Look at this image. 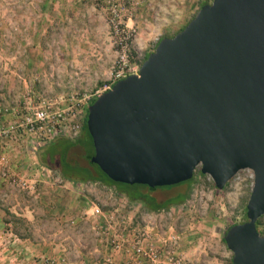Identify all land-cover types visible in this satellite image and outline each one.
Instances as JSON below:
<instances>
[{
	"label": "rangeland",
	"instance_id": "obj_1",
	"mask_svg": "<svg viewBox=\"0 0 264 264\" xmlns=\"http://www.w3.org/2000/svg\"><path fill=\"white\" fill-rule=\"evenodd\" d=\"M107 1L117 5L122 38L133 60L142 65L206 0H0V105L8 109L4 123L23 113L28 92L37 104L41 97L90 92L106 81L120 41ZM4 142L10 147V178L0 173V264H42L43 257L52 255L66 256L68 264L102 259L111 247L93 232L95 205L105 215L124 216L125 223L119 221L118 227L149 226L168 243L178 236L173 247L187 264H231L233 252L223 237L228 226L243 221L247 213L254 183L245 169L218 189L198 167L191 184L152 191L165 202L192 188L181 204L152 212L139 202L129 203L106 183L58 182L60 173L41 165V143L33 137L15 133ZM4 142L0 139V145ZM21 179L35 190L25 188ZM84 210L90 213L86 222L80 219ZM71 218L78 223L71 224ZM117 258L121 262L124 253Z\"/></svg>",
	"mask_w": 264,
	"mask_h": 264
},
{
	"label": "water",
	"instance_id": "obj_2",
	"mask_svg": "<svg viewBox=\"0 0 264 264\" xmlns=\"http://www.w3.org/2000/svg\"><path fill=\"white\" fill-rule=\"evenodd\" d=\"M87 125L91 160L115 181L174 185L200 167L224 189L252 169L247 220L224 238L233 264H264V0L203 5L88 106Z\"/></svg>",
	"mask_w": 264,
	"mask_h": 264
},
{
	"label": "built area",
	"instance_id": "obj_3",
	"mask_svg": "<svg viewBox=\"0 0 264 264\" xmlns=\"http://www.w3.org/2000/svg\"><path fill=\"white\" fill-rule=\"evenodd\" d=\"M107 7L112 13L110 20L120 41L118 42V57L111 67L106 81L93 91L77 92L68 97H41L36 101L37 104H33V96L31 92H28L23 101V113L18 116V119L9 123H4L3 119L8 109L0 105L1 141L11 140L15 133L33 137L39 143H46L60 136L76 138L82 131L86 109L93 100L111 90L118 81L139 73L142 65L133 60L129 44L122 38L123 30L120 25L117 5L107 1ZM8 148H10L8 142L6 145H0V173L4 178H10V170L7 168ZM245 170L248 171V178L254 183V171L250 168ZM56 180L62 182L64 179L58 174ZM21 182L25 188L35 190V187L30 185L27 180L21 179ZM91 212L93 218L96 219L93 225L94 234L106 241L111 250L102 259H81L71 264H187L182 253L173 247L178 243V236H173L170 243L162 242L152 233L149 226L143 225L133 230L130 229V225L118 227L119 221L125 223L124 216L119 219L114 215H105L99 205H95ZM89 216L90 213L84 210L80 219L86 222ZM103 220L106 223H103ZM70 223L77 224L78 220L71 218ZM120 252L124 253V259H121V262L117 258V253ZM68 260L66 256L52 255L43 257L40 262L42 264H68Z\"/></svg>",
	"mask_w": 264,
	"mask_h": 264
},
{
	"label": "trees",
	"instance_id": "obj_4",
	"mask_svg": "<svg viewBox=\"0 0 264 264\" xmlns=\"http://www.w3.org/2000/svg\"><path fill=\"white\" fill-rule=\"evenodd\" d=\"M213 0H206L202 3V6ZM201 6V7H202ZM196 17V16H195ZM194 17V18H195ZM193 18V19H194ZM193 19H191L182 29L183 30ZM177 32V33H178ZM150 54H148L149 56ZM146 57V59L148 58ZM96 100V99H95ZM93 100V102L95 101ZM88 108L85 112L83 120V127L80 135L76 138L60 136L49 142L39 144L37 148V155L41 165L54 169L60 173V175L73 183H85V182H101L108 185H112L116 189V193L123 195L129 201V203L139 202L144 209L152 212H158L163 209H168L171 206H177L181 204L187 196L190 195L191 187L185 193H179L176 197L171 198L165 202H159L150 193L158 189H170L176 186H182L184 184H191L195 180L194 176L186 181H183L174 185L156 186L150 187L146 184H128L111 179L96 163L91 159L95 154V146L93 138L88 130L87 125ZM202 173V172H201ZM227 183L226 187L228 186ZM247 219V213H245L244 222ZM234 222L229 225L225 234L228 230L236 225L243 223ZM258 230L264 234V215L257 221ZM225 236V235H224ZM223 240L226 244L225 238ZM233 264V258L231 260Z\"/></svg>",
	"mask_w": 264,
	"mask_h": 264
},
{
	"label": "crops",
	"instance_id": "obj_5",
	"mask_svg": "<svg viewBox=\"0 0 264 264\" xmlns=\"http://www.w3.org/2000/svg\"><path fill=\"white\" fill-rule=\"evenodd\" d=\"M73 94L72 92H64L63 94H61L59 97H63V96H66L68 97L69 95Z\"/></svg>",
	"mask_w": 264,
	"mask_h": 264
},
{
	"label": "flooded vegetation",
	"instance_id": "obj_6",
	"mask_svg": "<svg viewBox=\"0 0 264 264\" xmlns=\"http://www.w3.org/2000/svg\"><path fill=\"white\" fill-rule=\"evenodd\" d=\"M210 2H212V1H210Z\"/></svg>",
	"mask_w": 264,
	"mask_h": 264
}]
</instances>
